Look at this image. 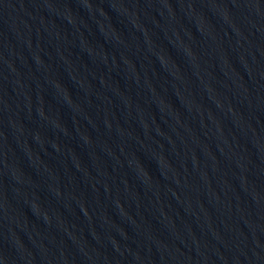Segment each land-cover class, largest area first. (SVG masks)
Segmentation results:
<instances>
[{"label": "water", "instance_id": "95a60500", "mask_svg": "<svg viewBox=\"0 0 264 264\" xmlns=\"http://www.w3.org/2000/svg\"><path fill=\"white\" fill-rule=\"evenodd\" d=\"M0 264H264V0H0Z\"/></svg>", "mask_w": 264, "mask_h": 264}]
</instances>
